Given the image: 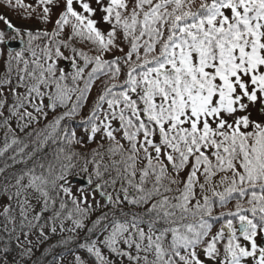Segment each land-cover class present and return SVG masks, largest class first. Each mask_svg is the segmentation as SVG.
<instances>
[{
    "label": "snow or ice",
    "instance_id": "1",
    "mask_svg": "<svg viewBox=\"0 0 264 264\" xmlns=\"http://www.w3.org/2000/svg\"><path fill=\"white\" fill-rule=\"evenodd\" d=\"M0 130L25 165L0 186V264L58 220L64 244L107 233L80 244L96 264H264V0H0Z\"/></svg>",
    "mask_w": 264,
    "mask_h": 264
},
{
    "label": "trees",
    "instance_id": "2",
    "mask_svg": "<svg viewBox=\"0 0 264 264\" xmlns=\"http://www.w3.org/2000/svg\"><path fill=\"white\" fill-rule=\"evenodd\" d=\"M25 3H34V0H25ZM11 14L17 20L27 22V23L37 24L35 20H21L16 13H11ZM37 25H39V24H37ZM48 27L51 28L52 26L49 25ZM63 38H64L63 36L59 37V39H63ZM41 46H43V45H41ZM89 47L90 46L84 47L83 51H85L89 55H93L94 53L89 51ZM61 50L64 53L65 57H69L71 55L70 51L68 49L62 48ZM39 51L40 50L37 49L38 54H39ZM106 58H111V57H106ZM76 63L78 65H80L83 63V61H82V59L77 58ZM57 66H58V68L63 69L66 73L75 72V69H73L71 67L70 59H58L57 60ZM91 67H92V65H90L85 70V76H87V73L91 71ZM101 79H106V77H101ZM69 82H70V78H69ZM80 84H81V86H83V81H80ZM98 84H99V80L94 82L93 87H92L90 93L88 94L90 99L85 103V106L82 109V114L88 113V111L90 109V105H91V99L95 98V96L97 95V85ZM73 99H75V96H73ZM45 102L47 103V101H45ZM105 107H106V105H105ZM77 119H79V118H77ZM13 126H15V122H13ZM71 127L76 129L78 135H83V129L77 127L76 122H72ZM3 143H4V134H3V130H0V148L3 147ZM105 143H107V142H105ZM92 146L94 147L95 145H92ZM13 147H15V146H13ZM13 154H14L13 149H9V151L6 152L3 156H0V168L4 169V172L0 173V186H2L3 183L5 182V179H4L5 176H12L13 174L19 173L25 167V165H23L21 163L13 162V160L11 159V156ZM105 162L106 163L108 162L107 158L105 159ZM6 165H8V167H5ZM28 166L29 167L31 166V162H29ZM217 179H218V177H217ZM10 182L14 183V181H10ZM75 186L79 187L77 185H75ZM116 187H117V189H119L120 184L118 183L116 185ZM173 187H175V186H173ZM108 191H112V189H109ZM96 199H97V197H96ZM97 200H99V199H97ZM9 204H11L12 208L14 209L13 215H16L18 218V215H19L18 214V208L16 207L15 201H11V202L8 201L7 195L3 192H0V213H2L3 207L8 206ZM234 204H235V201H232V204L229 205V208H231ZM129 207H130L131 211L143 212L145 210L143 208H134L131 206H129ZM126 210H128V209H126ZM227 210L228 209H223V211H227ZM37 211H39V208H37ZM220 211H222V210L217 208L215 210L214 215L218 214ZM50 216H51V212L44 214V219L48 220L49 225L51 224ZM5 222H6L5 217L3 215H0V256L3 255L4 246L7 244L8 250H9V256H8L9 261H11L13 259H19V249L16 247V241H15V236L19 235V232L17 231L16 233H13L12 239H9L8 232L4 231ZM41 222H44V221L42 220ZM223 222H224L223 219H221L219 221H213V224H214L213 231L218 230L220 225ZM59 224H60V221L59 220L56 221L57 232L55 234H50V227L45 228V233L48 236V239L42 243L37 240L36 235H32L29 237V239H31L33 241V244L35 246L33 248V255L31 256L30 259L27 260V264H53V258L58 257V256L64 257L63 264H69V262L74 259V255H80L82 257V259L85 260L86 264H96L95 258L92 257L90 254H88L86 249L81 248L80 244L85 243V242H90L92 240H97V242H99L100 240L104 239V236H106L107 233L106 232L100 233L98 230H94L93 233H88L86 229L79 230V234L75 240H73L67 244H64V243H62V241L65 238L71 236L72 233H70L68 231L61 232L60 228H59ZM64 226H65V228H71L72 227L71 221H64ZM11 227H12V225H11V223H9L8 228L11 229ZM145 230H147L146 226H145ZM23 239L24 238L21 236V240H23ZM167 240L168 241L171 240L170 234L168 235ZM101 251L106 257H108L110 259L113 258L109 254V251L107 248L101 246ZM125 264H127L126 261H125Z\"/></svg>",
    "mask_w": 264,
    "mask_h": 264
},
{
    "label": "rangeland",
    "instance_id": "3",
    "mask_svg": "<svg viewBox=\"0 0 264 264\" xmlns=\"http://www.w3.org/2000/svg\"><path fill=\"white\" fill-rule=\"evenodd\" d=\"M12 16V14H10ZM13 17V16H12ZM14 21L17 23V24H22V25H27V26H35V27H41L40 25H37V24H33V23H27V22H23V21H20V20H17L13 17Z\"/></svg>",
    "mask_w": 264,
    "mask_h": 264
},
{
    "label": "water",
    "instance_id": "4",
    "mask_svg": "<svg viewBox=\"0 0 264 264\" xmlns=\"http://www.w3.org/2000/svg\"><path fill=\"white\" fill-rule=\"evenodd\" d=\"M74 184H77V185H83L85 183V180L84 179H74L73 181ZM99 199H101V197L99 195H97Z\"/></svg>",
    "mask_w": 264,
    "mask_h": 264
}]
</instances>
